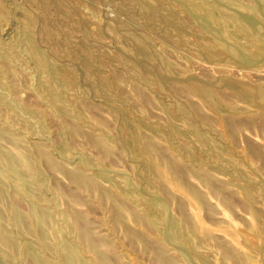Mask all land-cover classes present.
<instances>
[{"label":"rangeland","instance_id":"rangeland-1","mask_svg":"<svg viewBox=\"0 0 264 264\" xmlns=\"http://www.w3.org/2000/svg\"><path fill=\"white\" fill-rule=\"evenodd\" d=\"M263 103L264 0H0V264H264Z\"/></svg>","mask_w":264,"mask_h":264},{"label":"bare ground","instance_id":"bare-ground-1","mask_svg":"<svg viewBox=\"0 0 264 264\" xmlns=\"http://www.w3.org/2000/svg\"><path fill=\"white\" fill-rule=\"evenodd\" d=\"M264 104V103H263ZM264 106V105H263ZM103 145L107 150H110L111 149V145L109 143H107L106 141H103V143L101 144ZM41 153L43 156H45V158H47L48 160L51 159L50 155L48 153H45L44 151L41 150ZM26 160V159H25ZM23 162H27L26 161H23ZM29 166V164H27ZM167 170V174L168 176L170 177V179H172L174 182L176 183H180V178L182 177V174H181V170L179 168L178 165H176L175 163H165L163 164ZM29 168V167H28ZM166 171V170H165ZM164 173V172H163ZM165 175V174H164ZM199 175V174H198ZM205 175V174H204ZM73 180L75 182H78L80 183L82 186H88V187H93L95 188L96 190H98V192L100 194H102L103 196L109 198V200L112 201L113 203V211H114V216H115V219L116 220H120V218L122 217V214L126 211L128 212L129 214H132L133 215V210L131 209L130 205L125 201V200H121L119 198L118 195H116L115 193H112L110 191H106L102 188H100L96 181L94 179H91L89 177H86L85 175H83L81 172H77V173H74L71 175ZM204 177V176H203ZM167 178V177H166ZM71 179V178H70ZM168 179V178H167ZM169 179V180H170ZM182 179V178H181ZM171 181V180H170ZM203 181L207 184H209L210 186L214 185L211 180L209 179H203ZM99 183V182H98ZM172 183V182H171ZM213 187V186H212ZM88 189V188H87ZM192 191V190H191ZM248 191V190H247ZM249 192V191H248ZM248 192L246 194V196H248ZM192 193V195L196 198H198L196 195H194V191L190 192ZM17 194H20L18 189H16V191L14 192L13 194V198H15V201L17 198ZM250 194V192H249ZM249 197V196H248ZM20 198V197H19ZM199 199V198H198ZM200 200H202L200 198ZM19 201V199H18ZM18 203V202H17ZM200 203V202H199ZM35 212V211H34ZM18 215V214H17ZM37 217V216H36ZM38 218V217H37ZM39 218L42 222H47L49 219V216L47 213L45 212H41L39 213ZM138 218V217H137ZM76 219L78 220V224H79V231L80 233L82 234V236L86 239V241L88 242L89 244V247L91 246V249L95 250L96 249V246H97V243L96 241L93 239V237L91 236V233L88 229V226L86 224H83L81 223L79 220H81V217L80 215H76ZM153 219V218H152ZM38 221V220H37ZM0 239H2L4 242H7L8 244L9 243V240L6 238V236H4L2 233H1V230H0ZM72 252V251H71ZM73 253V252H72ZM74 254V253H73ZM75 255V254H74ZM74 255L71 254L70 256V262H73L74 259ZM156 255L157 257H159V260L162 262V264H172V261L168 260L166 257L163 256V252L161 251L160 248H157L156 249ZM100 259L102 260L103 263H107L108 262V258L104 255L100 256ZM35 262H37V260H35ZM39 263V262H38Z\"/></svg>","mask_w":264,"mask_h":264}]
</instances>
